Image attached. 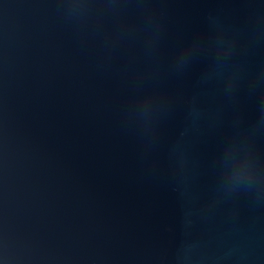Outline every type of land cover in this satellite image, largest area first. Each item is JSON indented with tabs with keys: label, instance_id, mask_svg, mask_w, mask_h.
Instances as JSON below:
<instances>
[{
	"label": "water",
	"instance_id": "95a60500",
	"mask_svg": "<svg viewBox=\"0 0 264 264\" xmlns=\"http://www.w3.org/2000/svg\"><path fill=\"white\" fill-rule=\"evenodd\" d=\"M0 264H264V0H0Z\"/></svg>",
	"mask_w": 264,
	"mask_h": 264
}]
</instances>
